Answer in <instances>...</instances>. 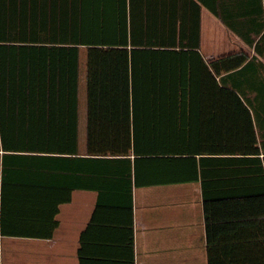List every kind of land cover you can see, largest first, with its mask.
I'll return each mask as SVG.
<instances>
[{
    "label": "trees",
    "instance_id": "trees-1",
    "mask_svg": "<svg viewBox=\"0 0 264 264\" xmlns=\"http://www.w3.org/2000/svg\"><path fill=\"white\" fill-rule=\"evenodd\" d=\"M138 1L150 2L0 0L3 235L12 232L7 230L12 222L30 213L46 218L51 225L44 237L52 239L59 225L55 219L59 205L70 202H38L29 199V193L40 188L38 162L45 160L40 154L79 155L82 49L88 51V159L125 163L123 172H100L98 179L115 178L131 185L133 166L136 187L201 181L206 202L264 196V136L257 134L262 128L260 106L247 100L235 81L248 69L247 58L242 54L222 60L226 65L221 86L215 76L221 72L210 73L219 101H197L201 99L197 81L190 83L194 75L160 69L157 53L148 52L173 48L170 42L139 43L133 38L129 24ZM245 43L262 54V39ZM256 93L262 97V90ZM215 113L226 118L220 122L224 134L219 147L198 135L196 119ZM213 161H220V168L214 170L217 181L212 184L208 167ZM154 162L163 165L155 167ZM253 230L262 245L252 252L248 248L235 264H264V219Z\"/></svg>",
    "mask_w": 264,
    "mask_h": 264
},
{
    "label": "crops",
    "instance_id": "crops-1",
    "mask_svg": "<svg viewBox=\"0 0 264 264\" xmlns=\"http://www.w3.org/2000/svg\"><path fill=\"white\" fill-rule=\"evenodd\" d=\"M131 17L129 27L137 42L172 44L173 48L148 52L157 53L155 63L160 69H182L194 75L190 83L197 81L201 98L197 101L203 104L220 99L215 101L210 73L221 72L215 75L221 86L226 65L222 60L244 54L245 64H250L244 76L235 81L247 100L260 106L262 128L257 134L264 136V0L138 1L132 6ZM260 39L262 54L245 43ZM87 55L82 49L79 155L40 154L45 158L38 162L40 188L29 193V199L38 202H70L59 205L55 218L59 225L52 239L44 237L51 225L46 218L30 213L7 229L24 233L22 236L0 232V264H235L242 261L248 248L252 252L260 247L262 238L254 235L253 228L264 219V196L206 202L201 181L136 187L133 166L131 185L115 178L98 179L100 172H123L125 163L88 159ZM258 90H262V97H258ZM196 119L200 120L198 135L207 137L210 146H222L220 122L226 118L215 113ZM219 166L220 161H213L208 167V183H216L213 174ZM1 170L2 152L0 180Z\"/></svg>",
    "mask_w": 264,
    "mask_h": 264
}]
</instances>
